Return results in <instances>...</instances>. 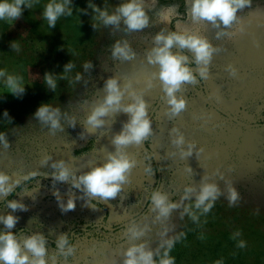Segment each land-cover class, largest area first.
Listing matches in <instances>:
<instances>
[{
	"label": "rangeland",
	"instance_id": "1",
	"mask_svg": "<svg viewBox=\"0 0 264 264\" xmlns=\"http://www.w3.org/2000/svg\"><path fill=\"white\" fill-rule=\"evenodd\" d=\"M89 2L111 12L122 0H72V14L60 16L55 27H49L43 15L49 0H29L31 6L22 5L19 18L0 20V44L8 46L15 43V37H25L28 48L17 56L11 50L0 51V71L5 74L0 76V131L8 134L11 144L7 149L0 145V170L13 178L30 169L39 172L37 177L22 181L12 196L0 197V213L13 211L6 200H22L27 210H15L20 219L13 231L21 236L43 232L48 237L49 252L55 251L56 237L68 232L76 252L69 260L58 255L57 264H123V250L131 243L147 241L155 249L162 239L180 233L183 236L170 253L175 264H264V0H252L251 6L239 10L246 31L239 32L233 26L231 31L236 35L220 39L210 22L192 20L191 0H144L152 23L132 32L124 31L123 21L119 27L105 26ZM161 11L169 12L168 21L160 20ZM161 28L199 32L223 50L213 54L208 78L186 84L177 93L187 100L185 110L169 117L168 105L161 99L151 116L154 134L139 146H128V152L139 161L130 174L131 182L114 199L95 197L97 207L93 209L71 180H54L52 161L64 159L79 174L102 164L106 153L115 150L112 136L121 130L129 114L110 112L104 117L105 124L94 129L86 124V117L103 99L107 77L119 75L121 84L131 78L137 89H143L144 77L159 71V65L150 64L146 54ZM121 38L131 42L136 52L132 60L112 57V45ZM172 51L187 54L189 66L198 74L194 53L178 45H173ZM30 54L35 58L30 59ZM70 61L74 67L65 72ZM86 61L93 64L87 71L83 68ZM228 64L236 67L235 75L229 74ZM78 72L82 74L79 81L75 79ZM45 73H52L57 81L54 92L45 82ZM7 75L20 78L26 88L22 97L8 93ZM160 90L157 78L154 86L144 91L149 116ZM208 92L225 111L258 125L248 127L221 112L211 103ZM130 100L126 94L124 102ZM48 102L61 108L63 130L55 134L32 115L41 103ZM5 109L11 122L2 115ZM72 117L75 127L69 123ZM173 125L184 133L185 148L187 141L195 140L197 147L203 145L204 152L197 155L194 149L192 155L181 157L169 136ZM173 152L175 155H170ZM145 153L151 154L150 161ZM47 154L51 160L41 164ZM147 163L153 166L152 175L144 171ZM189 166L191 172L186 170ZM205 176L222 192L209 212L193 209L197 214L194 220L182 215L181 204L168 217L153 222L156 212L149 200L153 188L166 192L170 200L180 201L185 185H193L198 191ZM229 184L240 194L234 204L228 201ZM57 189L64 202L69 196L77 197L74 209H61L53 194ZM140 214L135 222L149 228L134 241L127 235L128 222ZM165 228L168 231L162 236Z\"/></svg>",
	"mask_w": 264,
	"mask_h": 264
},
{
	"label": "clouds",
	"instance_id": "2",
	"mask_svg": "<svg viewBox=\"0 0 264 264\" xmlns=\"http://www.w3.org/2000/svg\"><path fill=\"white\" fill-rule=\"evenodd\" d=\"M71 3L72 0H49L43 13L49 27H55L57 19L65 13L72 14ZM251 3L252 0H191V18L194 22H210L213 28L218 29L216 32L217 39L232 37L236 35V31H231L233 26H237L239 32L246 31L245 24L238 12L251 6ZM22 5L31 6L29 0H0V20L19 18L23 11ZM89 7L98 14L97 18L105 26L119 27L123 21L125 32L139 31L149 27L152 23V18L144 6V0H122L111 12L91 2H89ZM159 17L162 21H168L169 12L161 11ZM93 26L95 27V25ZM153 40V46L146 54L147 61L150 64H158L159 71L144 77L143 89H137L131 78L121 84L119 75L107 77L104 81L103 99L92 107L86 117V124L94 129L105 124L104 117L110 112L123 111L129 114V119L124 122L121 130L112 136V144L115 146V150L106 153V159L102 164H96L90 167L88 171L79 174L64 159L52 161L51 168L53 171L51 175L54 180H71L72 186L81 190L83 194L81 198L86 197V204L93 209L97 207V203L94 202L95 197H99L101 200L114 199L123 190L124 185L131 182L130 174L139 161L128 152V146H139L154 134L153 120L148 115V103L144 99V91L152 88L158 78L162 90L161 99L168 105L166 112L169 117L176 116L187 106L185 96L177 95V93L186 84H196L198 81L208 78L213 54L223 50L221 46L214 45L206 35L196 31H178L175 28L166 31L161 28ZM173 45H178L180 49L187 48L194 53V63L198 74L189 66L188 55L174 53L172 51ZM13 47H16L15 43ZM111 55L117 60L128 61L136 56V52L128 39L121 38L113 43ZM73 67L74 65L70 61L65 65L64 71L69 72ZM92 67V61H86L83 65L85 71ZM226 67L230 75L236 74L237 69L232 64H228ZM4 75V72L0 71V76ZM44 78L48 88L54 92L57 87L54 75L45 73ZM75 79L81 80L82 74L78 72ZM5 82L8 93L22 97L26 88L21 84L19 77L7 75ZM126 94L131 97L130 102L127 103L124 102ZM2 115L11 122L7 109L3 111ZM32 115L42 125L47 126L53 134L57 130H63L62 113L59 106H53L49 102L41 103ZM69 123L75 127V117L70 118ZM81 135L83 136V133ZM169 136L171 143L179 149L181 157L192 155L194 149L197 155L204 152L203 145L197 147L195 140L187 141L185 148V135L176 125L170 129ZM0 145L4 149L11 146L6 132L0 131ZM170 155H175V152L170 153ZM151 158L150 153H145L146 160L150 161ZM49 160H51V154L44 155L40 163L46 164ZM186 170L192 171L190 166ZM144 171L148 175H152L153 166L150 163L145 164ZM38 175L37 169H30L13 178L8 172L0 170V197L12 196L20 189L19 186H21L22 181H29ZM220 175L223 176V173ZM193 193H196L194 201L191 200ZM53 194L60 202L63 211L75 208L77 197L69 196L64 202L58 189ZM221 194L219 186L214 181H209L207 176L202 179L198 191L193 185H185L180 201L170 200L166 192L153 188L149 195L152 209L156 212L153 222L168 217L172 209L181 207V204H183L182 215L188 214L195 220L197 214L193 209H198L201 213L209 212ZM239 195L237 189L229 184V204H234L239 199ZM184 201H190V203H184ZM6 204L13 211L0 213V225H3L0 228V264H49V261L51 264H57L58 255L64 260H69L75 254L76 244L68 232H63L56 237L55 251L49 252L48 237L43 232L37 231L21 236L17 231H13L20 219L14 214L15 210H27V205L22 200L12 198L6 200ZM148 228L149 225L147 224L141 227L133 221L127 228V235L134 241L139 240ZM167 231L168 229L165 228L161 235L165 236ZM182 235L183 233H180L175 237L162 239L155 249L149 247L147 241L131 243L123 250V264H175V257L170 253L175 242ZM240 246H244L243 241L240 242ZM216 264H221V262L217 261Z\"/></svg>",
	"mask_w": 264,
	"mask_h": 264
},
{
	"label": "trees",
	"instance_id": "3",
	"mask_svg": "<svg viewBox=\"0 0 264 264\" xmlns=\"http://www.w3.org/2000/svg\"><path fill=\"white\" fill-rule=\"evenodd\" d=\"M24 38L25 37H23V38H21V37H15V45H16V47H13V44H10V45H8V46H6V45H4V44H0V51L1 52H5L6 50H11L12 51V54L13 55H15L16 54V56L19 54V53H21V52H24V53H26V51L25 50H28V48L26 47V42L24 41ZM29 56V55H28ZM30 59L31 58H35V56L33 55V54H30ZM152 165H156V162H155V160H152ZM157 172H158V170H157ZM183 236V235H182ZM181 238V237H180Z\"/></svg>",
	"mask_w": 264,
	"mask_h": 264
},
{
	"label": "water",
	"instance_id": "4",
	"mask_svg": "<svg viewBox=\"0 0 264 264\" xmlns=\"http://www.w3.org/2000/svg\"><path fill=\"white\" fill-rule=\"evenodd\" d=\"M161 95H162V90H160V97H159V100H158L156 106L154 107L153 111L151 112L150 117L152 116V114L155 112V110H156V109L158 108V106L160 105V103H161ZM207 95H208V97H209L211 103L214 105V107H216L217 109H219L221 112L227 114V115L230 116L232 119L236 120L238 123L243 124V125H246V126H248V127H253V126L258 125V124L247 123V122H244V121L238 119L236 116H234V115L230 114L229 112L225 111L224 109H222V108H221V107H220V106H219V105H218V104L212 99V97H211V95H210L209 92H208ZM145 147H146V146H145ZM141 215H142V214H140V215H138L137 217H135V218L129 220L128 223H131V222L135 221V220L138 219Z\"/></svg>",
	"mask_w": 264,
	"mask_h": 264
}]
</instances>
